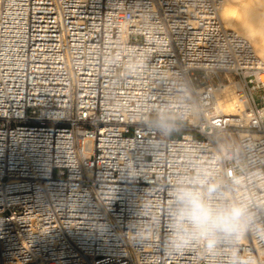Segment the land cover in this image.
<instances>
[{"label": "built area", "instance_id": "obj_1", "mask_svg": "<svg viewBox=\"0 0 264 264\" xmlns=\"http://www.w3.org/2000/svg\"><path fill=\"white\" fill-rule=\"evenodd\" d=\"M224 1L0 0V264H264V59ZM199 179L250 223L177 250Z\"/></svg>", "mask_w": 264, "mask_h": 264}, {"label": "clouds", "instance_id": "obj_2", "mask_svg": "<svg viewBox=\"0 0 264 264\" xmlns=\"http://www.w3.org/2000/svg\"><path fill=\"white\" fill-rule=\"evenodd\" d=\"M161 129L169 125L164 118ZM175 201L170 211V242L179 250L192 240H203L215 248L220 238H239L247 230L251 214L244 203L232 199L223 191L220 182L199 179L192 183L181 182L172 192ZM233 264H252L251 260L237 257Z\"/></svg>", "mask_w": 264, "mask_h": 264}, {"label": "bare ground", "instance_id": "obj_3", "mask_svg": "<svg viewBox=\"0 0 264 264\" xmlns=\"http://www.w3.org/2000/svg\"><path fill=\"white\" fill-rule=\"evenodd\" d=\"M224 27L248 39L258 56L264 59V0H225L220 8ZM219 106L230 113L238 112L239 86L235 82L216 90Z\"/></svg>", "mask_w": 264, "mask_h": 264}, {"label": "rangeland", "instance_id": "obj_4", "mask_svg": "<svg viewBox=\"0 0 264 264\" xmlns=\"http://www.w3.org/2000/svg\"><path fill=\"white\" fill-rule=\"evenodd\" d=\"M259 96L258 95H255V98H258Z\"/></svg>", "mask_w": 264, "mask_h": 264}]
</instances>
